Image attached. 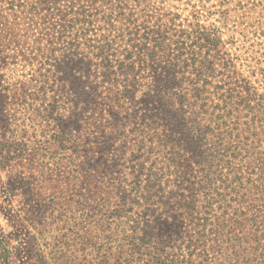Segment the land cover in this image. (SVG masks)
<instances>
[{"label":"rangeland","instance_id":"374dc122","mask_svg":"<svg viewBox=\"0 0 264 264\" xmlns=\"http://www.w3.org/2000/svg\"><path fill=\"white\" fill-rule=\"evenodd\" d=\"M190 1L0 0V264H260L246 218L260 207L249 155L264 147V133L225 135L242 125L219 115L190 143L141 117L153 66L173 63L191 76L186 48L203 42L199 32L217 43L200 48L212 66L204 97L217 104L223 90L213 85L237 91L248 76L264 95L261 10L250 0H206L197 22ZM131 44L138 48L126 56ZM228 159L244 164L248 205L230 190L238 172L225 169ZM207 195L223 203L207 212Z\"/></svg>","mask_w":264,"mask_h":264},{"label":"trees","instance_id":"16d2710c","mask_svg":"<svg viewBox=\"0 0 264 264\" xmlns=\"http://www.w3.org/2000/svg\"><path fill=\"white\" fill-rule=\"evenodd\" d=\"M195 2V0L193 2L190 1L192 8L191 15L192 19L197 20L198 22L200 11L197 7H199V4H204L206 0H198L197 4ZM250 2L251 10L260 9L262 12V15L258 20L259 31L257 38H263L264 40V0H250ZM238 3L241 4V2ZM70 7H72V5ZM203 8L207 11V13H212L207 8ZM199 35L201 39H203V42L200 44L193 43L189 46V48H186V52L188 53L187 56L189 57L184 60V66L191 65L193 67L194 72L191 74V76L187 78L178 76L172 71V67L174 66L173 63L165 66H161L156 63V65L153 66L154 68H159L160 70L151 76L149 84L146 85V88L141 93L140 103L142 105V119H161L165 121L170 130L182 134V138H189L190 143L194 142L195 138L198 137L197 135H199L201 132L211 130L213 125L218 124L220 119V121H222V117L220 118L219 115H225V117L230 120L235 118V120L240 121V124L242 125V130H238L237 127H230L228 129L225 128V135L230 134L231 137H236L240 136L242 133L254 132L257 129H259L261 133H264V95L259 97L255 96L256 92H254L253 86L250 84L249 76L242 80L240 84V90L237 91H235L236 88L234 87L224 89L223 85H213L215 90L218 92L223 90V92L220 93L221 97H218L220 102L217 104H213L210 97H204L206 89H209L211 86L207 79V75L212 69V66L208 57L201 59V56L206 55H202L203 53L200 48L207 46L206 50L208 51L206 53H210L211 50L216 48L217 43L208 40V34L206 33L199 32ZM204 40L207 44H204ZM263 44L264 41H260L255 45L261 46ZM154 46L163 49L160 44ZM250 46H254V44H251ZM129 47H131V49L127 52L126 56H133V49L138 48V46L136 44H131ZM148 50L149 51L147 52V55L150 57V59H155V51L150 49ZM179 56H181V52H179ZM132 62L133 60H130V63ZM125 65L126 67L128 66V64ZM121 74L124 75L126 81H128L127 71L124 69V66L121 70ZM263 75L264 74H260L262 79H264ZM126 89L129 90V92L131 91L128 88ZM189 96H191L193 99L189 100ZM208 101L210 102L208 103ZM185 105H187L190 109L188 114L184 109ZM200 113L202 117H200ZM258 114H262V118L256 120L254 116ZM198 119L205 120L206 125L204 129L196 125L198 124ZM253 149L255 153H251L249 158H252L251 161L255 164L254 167L257 168V177L251 182L255 191H253L255 196L252 199H254V201H256L260 207L259 209H256L249 218L246 219L253 227L252 236L256 244L253 249L255 251L261 250L260 255L263 256V259L261 260L260 264H264V147L260 148V146L253 145ZM232 153L233 159L236 160V156L238 154L237 150L236 152ZM203 157V161H206L208 165H212L214 164L216 154L208 152V154L204 155ZM233 159L232 161L230 159L224 160V167L226 170L230 168L235 173L238 172V174L233 177L228 185L231 186L230 190L232 189V192H234L236 195H239L242 188L239 172L242 171L244 164H242V160H239V162L236 164ZM218 160H222V157L218 158ZM189 161H191V158ZM226 178L227 175L224 174V182ZM209 179L210 178L207 180L208 185H206L208 190H210L209 188L213 185L211 182H209ZM191 189L192 191L194 190V188ZM193 197L194 194H190L188 196L189 206L193 204ZM223 200L224 198L221 196L220 198H216V196L213 197L211 195H207L205 198L207 212L211 210L216 204L220 205L223 203L220 202ZM240 201L242 204L244 203L245 205H248L247 200H244L242 194H240ZM250 207L252 206L250 205ZM205 220L206 222H212L209 220V218H205ZM222 220H224L223 217H218L215 224L219 225L221 229L219 233L226 236V227L224 224L225 221L223 223ZM206 226L207 225L203 223V231L206 229Z\"/></svg>","mask_w":264,"mask_h":264}]
</instances>
